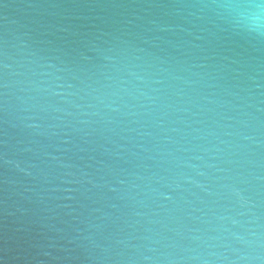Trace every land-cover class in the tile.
<instances>
[{
	"label": "water",
	"instance_id": "95a60500",
	"mask_svg": "<svg viewBox=\"0 0 264 264\" xmlns=\"http://www.w3.org/2000/svg\"><path fill=\"white\" fill-rule=\"evenodd\" d=\"M0 264H264V0H0Z\"/></svg>",
	"mask_w": 264,
	"mask_h": 264
}]
</instances>
